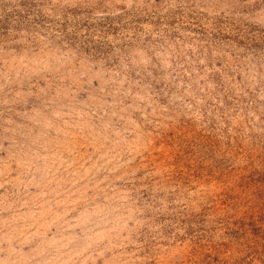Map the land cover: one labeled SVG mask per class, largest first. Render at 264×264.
Returning <instances> with one entry per match:
<instances>
[{
	"label": "rangeland",
	"instance_id": "1",
	"mask_svg": "<svg viewBox=\"0 0 264 264\" xmlns=\"http://www.w3.org/2000/svg\"><path fill=\"white\" fill-rule=\"evenodd\" d=\"M0 264H264V0H0Z\"/></svg>",
	"mask_w": 264,
	"mask_h": 264
}]
</instances>
